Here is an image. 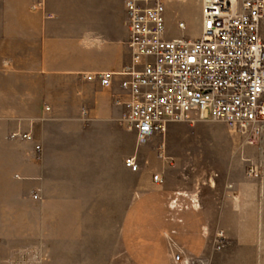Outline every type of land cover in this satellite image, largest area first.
Listing matches in <instances>:
<instances>
[{
    "label": "crops",
    "instance_id": "obj_1",
    "mask_svg": "<svg viewBox=\"0 0 264 264\" xmlns=\"http://www.w3.org/2000/svg\"><path fill=\"white\" fill-rule=\"evenodd\" d=\"M33 1L0 0V76L22 70L83 78L129 61L123 0H45V11L32 9ZM200 27L199 12L194 37ZM86 81L99 90L81 107L80 121L73 118L76 126L47 102L35 108L33 81L7 84L8 94L0 82V257L39 245L43 264H84L85 254L94 263L102 245L109 264L117 254L127 264H259L260 183L244 182L242 161L224 135L207 123L187 129L172 122L164 135L133 146L135 134L122 126V107L113 101L121 88ZM83 121L92 126L87 146ZM13 131H30L33 139L11 137ZM114 149L116 167L109 162ZM128 156L137 169L125 164ZM115 196L124 201L117 229L100 212V201ZM115 230L117 240L109 235L100 245V233ZM169 237L182 249L180 260Z\"/></svg>",
    "mask_w": 264,
    "mask_h": 264
},
{
    "label": "built area",
    "instance_id": "obj_2",
    "mask_svg": "<svg viewBox=\"0 0 264 264\" xmlns=\"http://www.w3.org/2000/svg\"><path fill=\"white\" fill-rule=\"evenodd\" d=\"M123 2L130 26L129 61L117 70L83 73V78L101 88L118 84L121 91L113 101L122 107L120 123L136 142L164 135L172 122L206 117L226 122L250 142H261L264 0H201L196 37L169 34L165 0ZM32 7L44 10L45 0H34ZM177 26L185 29L186 22L178 20ZM10 136L33 139L30 131ZM35 149L39 152L41 145ZM125 164L138 168L135 156L126 157ZM153 178L160 180L157 173ZM169 246L180 260L182 249L171 237Z\"/></svg>",
    "mask_w": 264,
    "mask_h": 264
},
{
    "label": "rangeland",
    "instance_id": "obj_3",
    "mask_svg": "<svg viewBox=\"0 0 264 264\" xmlns=\"http://www.w3.org/2000/svg\"><path fill=\"white\" fill-rule=\"evenodd\" d=\"M200 1L201 0H165L167 9V24L169 25L168 28L170 35L185 33L190 37L195 36L192 34L195 31H199ZM31 8L34 9L32 5ZM178 20H184L186 22L185 29H181L177 26ZM16 81H19L21 85L25 84V82L32 81L36 83V97L39 96V100L37 101V104H35V108L41 107L43 103L47 102L51 106V110L62 113L63 116L67 118V121L75 126L78 125L80 121L81 107L85 106L89 108L94 95L99 90L78 74L40 76L37 73L23 72L22 70H14L12 72L9 70L8 72H2L0 82L3 83V87H1V90L8 94L12 89L10 86L6 87V85L10 83L14 84ZM49 81L51 83L50 87L47 86ZM45 82L46 84H44ZM44 85H46V87ZM78 88L83 89L81 94H77ZM76 117H79V121L78 119H73ZM175 122L181 123L183 127L187 129L195 128L198 123H207L210 124L211 127L220 131L224 135V141H226L229 149L232 151V155L237 156L239 160L242 161L244 182L250 183L252 179L259 181L261 189V214L259 216L261 260L259 264H264V136L261 142H250L248 141L249 137L241 133V131L231 128L226 122L208 117L199 119L194 123L187 121ZM91 127L90 122L83 121L82 129L84 146H87L92 142ZM132 145L136 146L134 136H132ZM109 155L110 164L116 167V163L118 161L117 151L115 149L111 150ZM137 180V177L133 175V188L136 186ZM116 181L118 180L116 179ZM100 203V212L104 214L101 219H104L105 223H107L108 220L111 221L110 225L115 226L117 229L119 224L118 221L121 215V207L124 201L115 196L108 200H101ZM109 235H111V237H115L116 240L118 238L117 230L112 233L102 231L100 233V245L103 244L104 241H108ZM39 248V245H23L21 252H19L17 256L9 255L6 259L1 257L3 259V264H43V256H46V254H43ZM87 250L88 249L86 248L84 249V251ZM91 257L92 256L90 254H85L84 264L113 263L112 259L109 260L108 258V247L106 246H100L99 253L94 255V257H96L94 263H91ZM87 260L89 262H87ZM114 261L116 262L115 264H127L125 263L122 254H117Z\"/></svg>",
    "mask_w": 264,
    "mask_h": 264
}]
</instances>
